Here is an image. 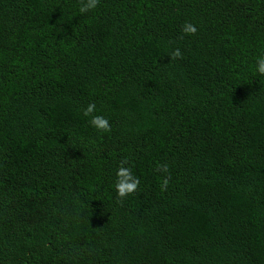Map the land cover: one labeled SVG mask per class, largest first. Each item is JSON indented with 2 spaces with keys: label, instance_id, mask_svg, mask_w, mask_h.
Wrapping results in <instances>:
<instances>
[{
  "label": "trees",
  "instance_id": "1",
  "mask_svg": "<svg viewBox=\"0 0 264 264\" xmlns=\"http://www.w3.org/2000/svg\"><path fill=\"white\" fill-rule=\"evenodd\" d=\"M79 7L0 0V264H264V0Z\"/></svg>",
  "mask_w": 264,
  "mask_h": 264
},
{
  "label": "clouds",
  "instance_id": "2",
  "mask_svg": "<svg viewBox=\"0 0 264 264\" xmlns=\"http://www.w3.org/2000/svg\"><path fill=\"white\" fill-rule=\"evenodd\" d=\"M100 3V0H80L79 12L81 14L87 13L89 11L95 10ZM182 32L185 35H195L197 33V28L190 22H186L182 28ZM173 59L182 58L181 51L177 48L172 53ZM256 72L262 76H264V55L257 58L256 62ZM96 105L94 103H90L87 108L84 110L85 116H92L90 120V124L97 129L99 132L108 133L111 131V126L107 118L99 115H93L95 112ZM126 163V161L124 162ZM157 171H162L164 173H168V166L158 165ZM140 180L138 177L133 175L132 169L130 167H124L123 164L118 168L116 172V181L114 184L115 191L117 193V197L120 202L134 194L139 189ZM169 184V179L164 178L161 184V191H166Z\"/></svg>",
  "mask_w": 264,
  "mask_h": 264
}]
</instances>
